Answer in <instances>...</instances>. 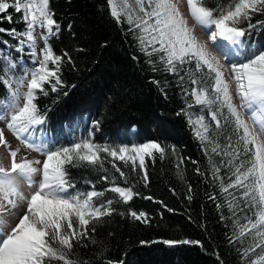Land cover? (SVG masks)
Returning a JSON list of instances; mask_svg holds the SVG:
<instances>
[{
	"label": "snow or ice",
	"instance_id": "obj_1",
	"mask_svg": "<svg viewBox=\"0 0 264 264\" xmlns=\"http://www.w3.org/2000/svg\"><path fill=\"white\" fill-rule=\"evenodd\" d=\"M50 2L0 0V24L5 20L13 24L11 9L21 14V19L15 22L26 26L24 31L0 27V33L17 41L15 45L0 41L8 48L7 53L0 50V84L7 89V95L0 99V122L4 124L0 127V146L8 149L11 158L10 168L0 166V264H97L98 261L126 264L123 259H108L107 245L96 239L97 227L115 214L148 223L149 214L131 208L118 211L113 206L127 205L139 193L134 185L119 186L115 175L110 180L105 163L111 164L125 184L129 173L116 161L125 168L130 166L131 173L143 172L147 186L146 158L155 160L158 154L164 159L170 151L177 156L178 168L185 158L178 155L176 145L159 140L131 145L98 143L94 133L100 129L99 119L92 120L86 137L75 138L69 145L57 146L54 138L46 134L37 141L36 126L44 125L47 112L51 111L48 107L42 112L39 99L61 92L67 96L68 91H63L68 87L63 69L71 65L72 70H77L70 52L62 50L57 54L54 50L52 40L59 38L62 26ZM107 2L117 24L128 25L126 33L132 35L151 71L178 77L185 108L177 115L187 118L208 158V173L213 182L219 181L220 193L226 194L225 204L231 216L222 215L221 219L232 221V234L227 237L229 245L237 242L241 245L237 251L243 264H264V42L245 39L253 31H264V20L252 22L255 16H264V0H216L215 6L209 0H186L188 15L206 33L207 41L189 27L179 0H135V7L128 0ZM67 27L71 30L72 24ZM13 48L18 57L12 55ZM25 56L31 57L30 62L24 60ZM131 58L139 61L136 55ZM151 83L166 95L167 79L153 78ZM232 84L239 106L233 102ZM58 101L59 95L53 103ZM196 106L199 113L192 111ZM242 112L248 115L251 127ZM5 128L21 145L43 159L25 156L18 160L20 148H11ZM191 162L198 164L195 160ZM81 168L103 172L99 179L110 183V187L98 191L93 181L85 180L91 190L77 189L71 170ZM222 169H226L227 183ZM196 172L205 174L200 167ZM21 182L27 185V194L21 190ZM109 191L119 199H103ZM188 199H192L191 195ZM21 205L26 207L12 226L5 217ZM223 206L217 204L218 209ZM140 243L203 247L200 241L189 239ZM90 245L98 251L93 254L94 259H83L79 249ZM216 258L219 264H224L218 253Z\"/></svg>",
	"mask_w": 264,
	"mask_h": 264
},
{
	"label": "trees",
	"instance_id": "obj_2",
	"mask_svg": "<svg viewBox=\"0 0 264 264\" xmlns=\"http://www.w3.org/2000/svg\"><path fill=\"white\" fill-rule=\"evenodd\" d=\"M215 3L216 0H209L210 5L215 6ZM50 6L57 13L56 19L62 26L59 38L52 40L54 50L57 54L62 50L70 52L77 70H72L71 65H65L63 69V79L68 85L63 91H68L67 96L61 92L39 99L41 111H47L48 107L51 111L47 112L46 123L36 126L35 132L54 138L57 146L69 145L71 136L80 127L87 130L93 119H99L100 129L94 133L98 143L107 141L118 144L123 139L130 142L129 134L138 143L159 140L174 144L179 149L178 155L185 158L179 168L177 156L170 151L164 159L158 154L155 160L146 158L147 186L142 179L143 172L131 173L130 166L125 168L122 162L116 161L129 173L128 183L125 184L111 164L105 163L110 180L115 175L119 186L134 185V190L139 193L127 205L119 203L113 206L118 211L126 212L131 208L149 214L148 223L115 214L106 218L107 223L97 227L96 239L107 245L108 259H123L126 264H219L216 258L218 253L224 264H243L237 251L241 245L238 242L229 245L227 239L232 234V221L221 219L222 215L231 216L225 204L226 194L220 193L219 181L213 182L208 173V158L200 142L195 139L187 118L183 114L177 115L185 108V100L177 84L178 77L151 71L144 62L145 57L137 50L132 35L126 33L128 25L117 24L111 17L107 0H51ZM9 11L13 12V24L9 25L5 20L0 27L24 31L25 24L15 22L21 19V14L11 9ZM257 19L264 20V16L257 15L252 22L255 23ZM70 23L71 30L67 27ZM245 39L264 42V31H253ZM2 40H7L9 45L17 43L5 33H0ZM77 48L84 51H76ZM0 50L7 53L8 48L0 43ZM12 55L19 56L14 48ZM133 55L139 57L138 62L132 60ZM30 59L29 56L24 57L27 62ZM153 78L168 80L166 95L151 83ZM6 95L7 89L0 84V99ZM57 95L59 101L53 103ZM192 111L199 113V106ZM215 159L219 161L220 157ZM192 160L198 164H193ZM197 167L205 174H197ZM71 171L77 180L76 188L81 191L91 190V185L85 180L93 181L98 191L110 187V183L100 181L99 177L104 174L101 171L88 168ZM225 173L226 169H222L221 174ZM189 195L191 200L188 199ZM147 196L153 199H144ZM210 196L217 199L212 200ZM103 199L119 197L109 191ZM218 203L224 206L218 209ZM238 215L243 213L238 212ZM165 239L197 240L203 247L140 243L142 240L151 242ZM96 251L98 249L91 245L79 249L83 259H94ZM97 264H103V261Z\"/></svg>",
	"mask_w": 264,
	"mask_h": 264
},
{
	"label": "rangeland",
	"instance_id": "obj_3",
	"mask_svg": "<svg viewBox=\"0 0 264 264\" xmlns=\"http://www.w3.org/2000/svg\"><path fill=\"white\" fill-rule=\"evenodd\" d=\"M128 2H129L130 4H132L133 7H135V0H128ZM193 22H194V21H193ZM193 25L196 26V25H195V22L193 23ZM197 27H199V26H197ZM38 31H39V30H38ZM220 58H221V57H220ZM30 60H31V59H30ZM29 62H30V61H29ZM226 76H227V72H226ZM228 78L230 79V77H228ZM231 90H232V93H233V102H234L237 106H239V99H238V97L236 96V92H235V84H232V86H231ZM242 115H243L244 119L248 121L249 126L251 127V126H252V122H251V120L248 119V115L245 114V113H243V112H242ZM213 125H214V123H213ZM0 127H4V124H3L2 122H0ZM90 127H91V124L89 125V128H88L87 130H85V129H83V128L80 127V128L78 129V132H77L76 134H73V135L71 136V143L73 142V140H74L75 138H78V137H80V136H84V137H86V136L88 135V132H89ZM34 135H35V137L37 138V141H39V139H40L41 136H42V134L37 133V132H35ZM5 136H6V138L8 139V141H9L10 146H11L12 149H15V148H17V147L20 148V152H19L18 157H17L18 160H19L21 157H25V156H26L27 158H29V159H43V157L40 156L38 153L31 152L29 149H27V148H25L23 145H21L20 142H19L18 140H16L15 137H13L12 134L9 133V132L7 131L6 128H5ZM128 138L131 139L130 142H126L124 139H123L121 142L126 143V144H129V145H131L132 143H138V142H135V141L133 140L132 136L129 135V134H128ZM121 142H119L118 144H120ZM146 142H147V141H146ZM71 143H70V144H71ZM143 143H144V142H143ZM0 166H3V167H5V168H10V166H11V158H10V156H8V149H5L3 146H0ZM36 179L38 180L39 177H37ZM21 190H22L25 194H27V192H28V187H27V185L24 184L23 182H21ZM21 212L23 213L22 209H21L19 212H16L17 216H18L19 214L22 215ZM8 216H9V215H7L5 218L8 219ZM17 216H14V217L12 218V220H13V221L16 220ZM13 221H10V224H12Z\"/></svg>",
	"mask_w": 264,
	"mask_h": 264
},
{
	"label": "bare ground",
	"instance_id": "obj_4",
	"mask_svg": "<svg viewBox=\"0 0 264 264\" xmlns=\"http://www.w3.org/2000/svg\"><path fill=\"white\" fill-rule=\"evenodd\" d=\"M179 3H180L181 12H182V13L184 14V16L188 19L189 27L194 28V30H195V34H196L201 40L207 41V35H206V33H205L200 27H197V26H194V25H193L194 22L191 20L190 16L188 15L187 6H186V0H179ZM209 48H210V50H212V48H211V43H210V42H209ZM213 51H214V50H213ZM217 55H218V54H217ZM218 58H220V57H218ZM220 59H221V62L223 63V62H224V61H223V58L221 57ZM24 207H26V205H21V207H20L19 209L10 210V213L8 214V215H9V216H8V220H9V222H10V221H13L12 218H13L14 216H17L16 212H19L21 209H22V211H23V208H24ZM13 213H14V215H13ZM21 213H22V212H21ZM22 214H23V213H22ZM19 215H20V214H19ZM19 215L17 216L16 220H14V221L12 222V224H11L12 226H14L15 223L18 222Z\"/></svg>",
	"mask_w": 264,
	"mask_h": 264
}]
</instances>
